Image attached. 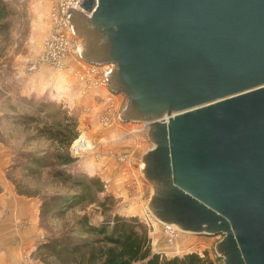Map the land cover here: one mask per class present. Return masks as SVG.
<instances>
[{"label":"water","instance_id":"1","mask_svg":"<svg viewBox=\"0 0 264 264\" xmlns=\"http://www.w3.org/2000/svg\"><path fill=\"white\" fill-rule=\"evenodd\" d=\"M81 58L113 64L119 121L149 126V214L264 264V0H83Z\"/></svg>","mask_w":264,"mask_h":264},{"label":"rangeland","instance_id":"2","mask_svg":"<svg viewBox=\"0 0 264 264\" xmlns=\"http://www.w3.org/2000/svg\"><path fill=\"white\" fill-rule=\"evenodd\" d=\"M54 5L55 0H0V177L9 183L5 189L32 198L38 229V240L3 260L56 264L40 249L47 240L77 235L84 216L100 226L118 215L142 224L156 253L172 258L196 252L223 264L216 251L223 235L175 229L179 233L170 241L149 214L151 184L139 171L145 167L142 155L154 146L149 126L119 121L125 96L95 86L102 69L88 71L70 51L64 66H55L46 49L55 34ZM82 140L91 148L76 151ZM92 179L99 185L87 189ZM44 202L51 212L42 211Z\"/></svg>","mask_w":264,"mask_h":264},{"label":"trees","instance_id":"3","mask_svg":"<svg viewBox=\"0 0 264 264\" xmlns=\"http://www.w3.org/2000/svg\"><path fill=\"white\" fill-rule=\"evenodd\" d=\"M96 185L98 182L92 179L85 187ZM42 211H52L48 202L43 203ZM79 224L83 228H79L77 235L66 232L50 238L40 249L56 264H217L207 254L196 252L172 258L156 253L148 230L139 222L118 215L100 226L90 225L86 216Z\"/></svg>","mask_w":264,"mask_h":264},{"label":"crops","instance_id":"4","mask_svg":"<svg viewBox=\"0 0 264 264\" xmlns=\"http://www.w3.org/2000/svg\"><path fill=\"white\" fill-rule=\"evenodd\" d=\"M100 94L101 92H97L95 96ZM2 167L3 164L0 163V174ZM6 185H9L7 180L0 177V264H20V261L6 262L3 257L12 255L10 253H19L24 245L38 240V237L35 238L38 231L34 219L35 210H32L34 208L32 198H21L10 188L5 189ZM19 222L29 225L19 228Z\"/></svg>","mask_w":264,"mask_h":264},{"label":"built area","instance_id":"5","mask_svg":"<svg viewBox=\"0 0 264 264\" xmlns=\"http://www.w3.org/2000/svg\"><path fill=\"white\" fill-rule=\"evenodd\" d=\"M82 2L83 0H55V5L53 6L51 14L55 24V34L46 44V49L49 53L48 56H54L55 66L62 68L64 66L62 64V59L66 53L70 51V53H74V55L77 57L80 65L82 66V64H84V68L88 71L96 73L102 69V75L100 79L101 81L95 80V86L99 85L109 89V92L113 96L115 92L109 88L108 75L114 69V65L88 63L81 58V38L75 34L68 12L71 10H82V7L80 6ZM154 219L159 224L163 225L170 238V241H172L179 233L174 228H171L169 224L163 223L156 218Z\"/></svg>","mask_w":264,"mask_h":264},{"label":"bare ground","instance_id":"6","mask_svg":"<svg viewBox=\"0 0 264 264\" xmlns=\"http://www.w3.org/2000/svg\"><path fill=\"white\" fill-rule=\"evenodd\" d=\"M91 148V145L88 143V141H86V140H82L81 142H79L76 146H75V149H76V151H80V150H88V149H90ZM171 226V228H174V229H177V230H179V231H181L180 230V228L179 227H177V226H173V225H170ZM182 232V231H181Z\"/></svg>","mask_w":264,"mask_h":264}]
</instances>
